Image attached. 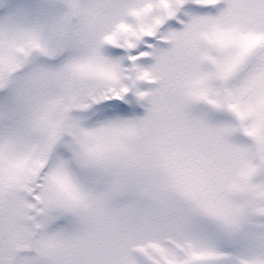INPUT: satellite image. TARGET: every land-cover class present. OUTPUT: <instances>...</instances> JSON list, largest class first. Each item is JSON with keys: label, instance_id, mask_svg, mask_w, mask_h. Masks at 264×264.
<instances>
[{"label": "snow or ice", "instance_id": "6c2138e0", "mask_svg": "<svg viewBox=\"0 0 264 264\" xmlns=\"http://www.w3.org/2000/svg\"><path fill=\"white\" fill-rule=\"evenodd\" d=\"M0 264H264V0H0Z\"/></svg>", "mask_w": 264, "mask_h": 264}]
</instances>
